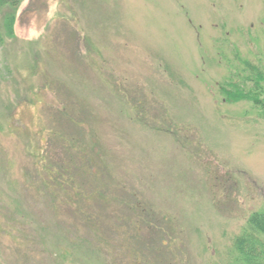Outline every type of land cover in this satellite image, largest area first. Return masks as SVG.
Wrapping results in <instances>:
<instances>
[{
    "label": "rangeland",
    "instance_id": "rangeland-1",
    "mask_svg": "<svg viewBox=\"0 0 264 264\" xmlns=\"http://www.w3.org/2000/svg\"><path fill=\"white\" fill-rule=\"evenodd\" d=\"M14 29L0 264H229L264 208V114L219 86L246 60L264 69V0H24Z\"/></svg>",
    "mask_w": 264,
    "mask_h": 264
},
{
    "label": "trees",
    "instance_id": "trees-1",
    "mask_svg": "<svg viewBox=\"0 0 264 264\" xmlns=\"http://www.w3.org/2000/svg\"><path fill=\"white\" fill-rule=\"evenodd\" d=\"M24 0H0V45H3L5 43V40L7 37H14L15 36V22H16V15L17 10L21 3ZM7 10L5 16H2L3 11ZM4 17V19H2ZM236 77V78H234ZM237 79V80H236ZM222 93L225 95V99L228 101H240V100H247L253 103L254 107L257 108L259 111H261L264 114V69L263 66L259 63H253L252 61L246 60L244 61L241 68H239L238 73L234 76H230L228 79L224 80L223 83H221V86H219ZM74 121V120H73ZM51 170L56 169L55 163L52 164ZM52 172V173H53ZM84 174V188L86 185V182L90 183V175L88 169L85 171ZM58 175L63 176V180L59 181V185H69L70 181L75 179H72L71 175L65 174L64 172L59 171ZM73 181L72 184L74 183ZM71 184V185H72ZM76 185V183H74ZM57 185V184H56ZM54 188H57L54 186ZM105 192V190H103ZM102 195V193H101ZM95 192L90 193L89 195L85 194L82 196L84 200L87 201H97V199L101 196ZM103 196V195H102ZM105 197V196H103ZM102 197V201L98 202V206H100L101 213L102 210L105 207L111 206L107 202L108 199H105ZM136 204V208H137ZM90 208V207H88ZM154 212V211H153ZM93 211H89L87 213V219L90 221L95 218L93 216ZM130 214V213H128ZM154 214V213H153ZM99 216V214H98ZM126 216L127 215L126 213ZM132 217V215H130ZM131 217H126V222H128L129 225L132 224L134 230H135V236H137L136 230L137 225L134 223L133 219ZM137 218V216H136ZM166 218V217H165ZM95 219H99V217H96ZM153 221H150V224H153L156 220L152 217ZM100 222H105L103 219H99ZM122 223L123 221L120 219V217H116V221L114 223L118 224ZM94 223V222H93ZM86 224H90L87 223ZM120 228L116 230H122L125 227H122L119 225ZM94 228V229H93ZM92 230H94L95 236H97L100 233V229L93 227ZM122 228V229H121ZM110 231L114 232L113 226L110 228ZM125 231V230H123ZM85 242L87 241L89 244L91 243L88 238H83ZM110 242V241H108ZM69 244V241H68ZM72 245L75 247V243H70L69 247L72 248ZM106 248H108L111 251V246L105 245ZM128 250L130 253L133 252V259L135 260L136 255L139 256L137 253V247L135 245H128ZM102 248V247H101ZM100 248V249H101ZM106 249L107 251H109ZM64 250V249H62ZM105 250V248H103ZM103 250H98L96 252L100 255H105L103 253ZM157 255H160L159 253ZM61 256L64 260L66 255H64L61 252ZM67 258V257H66ZM108 258V257H107ZM104 256V263L105 264H112L110 260H108ZM137 259V258H136ZM229 264H264V208L254 211L251 213V215L247 219V223L242 229L241 233L238 234L232 243L231 250L229 253Z\"/></svg>",
    "mask_w": 264,
    "mask_h": 264
}]
</instances>
